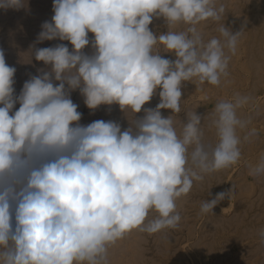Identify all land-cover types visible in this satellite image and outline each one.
Listing matches in <instances>:
<instances>
[{"label": "clouds", "instance_id": "9594fccd", "mask_svg": "<svg viewBox=\"0 0 264 264\" xmlns=\"http://www.w3.org/2000/svg\"><path fill=\"white\" fill-rule=\"evenodd\" d=\"M26 4L0 0V9ZM53 12L37 40L68 41L72 50L65 44L36 49L35 59L51 70L25 81L18 96L16 69L0 50V264H109V248L133 230L152 235L177 228V199L205 174L240 160L238 130L251 118L241 119L237 110L250 96L215 103L211 148L196 111L186 113L177 130L175 115L165 118L161 109L180 113L183 82L219 86L227 80L242 31L220 24V36L204 40L197 25L225 14L217 0H53ZM153 17H163L169 31L156 36L149 28ZM179 24L186 27L173 30ZM89 33L92 55L83 52ZM158 44L176 59L163 58ZM76 89L91 110L118 104L131 112L130 126L81 125L70 98ZM157 89L160 102L136 119ZM258 135L252 128L243 141ZM249 170L264 176V155ZM231 193L202 201L201 214ZM150 212L155 218L148 219ZM258 235L264 241V228Z\"/></svg>", "mask_w": 264, "mask_h": 264}, {"label": "rangeland", "instance_id": "374dc122", "mask_svg": "<svg viewBox=\"0 0 264 264\" xmlns=\"http://www.w3.org/2000/svg\"><path fill=\"white\" fill-rule=\"evenodd\" d=\"M219 4L225 7L221 20L209 19L197 27L206 42L220 36L217 31L220 24L232 33L242 31L236 53L229 62L227 80L222 78L219 86L183 82L180 113L161 109V114L165 118L175 115L173 119L179 130L187 122L186 113L196 111L202 117L203 143L211 148L217 143L215 128L211 126L215 103L230 100L237 93L250 96V102L237 110L241 119L251 118L247 129L238 130L241 158L226 169L205 174L202 181H194L190 192L177 199L181 216L177 228L152 235L133 230L109 248V264H264V241L258 235L264 228V176H253L249 170V165L264 155V0H217ZM53 15V0H27L26 7L20 10L0 9V50L6 64L16 69L15 96L20 94L25 81L51 70V65L35 59L36 49L65 44L72 50L68 41L38 42L42 24L51 22ZM185 27L179 24L173 30L181 31ZM149 28L156 36L169 31L163 17H153ZM88 36L90 44L83 52L92 55L94 34ZM157 49L163 58L176 59L173 52L163 51L162 45L158 44ZM53 83L59 82L53 80ZM159 91L135 114L136 119L144 116V108L156 107L160 102ZM70 98L82 114L81 125L104 120L119 123L122 131L130 126L133 114L121 111L118 104L100 105L91 110L79 89L71 91ZM19 106L17 103L13 111ZM252 128L259 135L243 141L245 132ZM228 190L233 192L230 198L221 200L212 213L201 214L202 201H210L216 194ZM155 216L150 212L148 219Z\"/></svg>", "mask_w": 264, "mask_h": 264}]
</instances>
